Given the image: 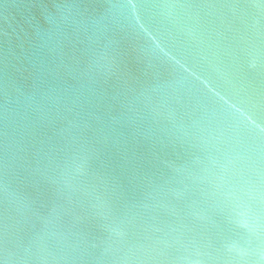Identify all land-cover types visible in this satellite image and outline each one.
Segmentation results:
<instances>
[{"label": "water", "instance_id": "water-1", "mask_svg": "<svg viewBox=\"0 0 264 264\" xmlns=\"http://www.w3.org/2000/svg\"><path fill=\"white\" fill-rule=\"evenodd\" d=\"M0 264H264V0H0Z\"/></svg>", "mask_w": 264, "mask_h": 264}]
</instances>
